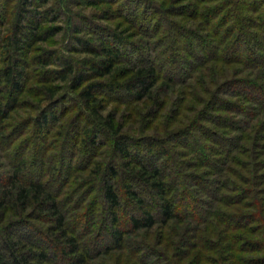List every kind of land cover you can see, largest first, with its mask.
<instances>
[{
  "label": "rangeland",
  "instance_id": "1",
  "mask_svg": "<svg viewBox=\"0 0 264 264\" xmlns=\"http://www.w3.org/2000/svg\"><path fill=\"white\" fill-rule=\"evenodd\" d=\"M223 2L224 0H0V103L3 110L0 120V176L4 178L10 175L22 159L44 156L48 171L49 166H57L58 161L63 163L67 158L72 166L66 169L69 185L63 190L66 222L70 223L69 227H73V218L81 211L78 206L89 203L96 214L95 226L90 234H83L82 228H79L77 234L84 244L91 242V248L99 249L108 241V234L113 227L104 211L100 191L88 190L94 178L86 175L83 169L90 160L101 165L114 162L120 177L114 179V184L119 195L123 194L125 182L121 175L125 168L122 163L126 160H120L114 153L113 135L104 126H100L103 133L97 135L95 148L88 146L92 136L89 133L92 122L109 114L113 117L114 128L121 129V135L130 137L136 147H140L144 159L149 156L145 151L144 140L161 142L162 147L165 145L170 153L171 162L167 165V159L164 166L170 177L175 176L179 163L181 169L179 167L178 172L185 176V183L190 182L189 177H196L198 180L196 186H189V189L202 210L209 213L206 217L208 226H203V230L207 231L202 234L194 232L188 238V244L181 243L170 248L168 255L174 264H215L217 259L221 260V264H264V250L253 252L254 249L258 250L256 241L261 240L254 235L262 224H248L246 221L250 214H257L264 220V112L254 120L222 113L229 121H239L241 130L237 134H231L227 126L217 128L211 124H203L208 131L205 134L206 145L220 154L210 160L214 168H200L204 157L200 155L198 145H202L204 140L193 131V118L200 107L196 108L192 100H187L189 104L185 109L188 108L179 112L184 96L176 97L173 92L183 91L181 86L168 88L165 81L158 83L157 91L166 102L164 107L152 105L147 100L138 102L122 92L110 93L105 89L96 95L98 116L84 105L79 96L80 90L86 86L105 82L93 79L88 70L93 62L102 59L103 43L117 50L118 64L114 69H117L115 80L120 84L127 79L131 65L139 61L153 62L165 71L170 68L162 58L181 52L178 49L181 45L176 41L180 42L182 38L177 36L171 24L195 32V28L198 24L202 25L203 20L197 22L192 18L194 10L198 9L204 14V10L223 5ZM29 19L39 29L37 32L41 38L36 40L35 37L28 36L29 39L22 45L19 42L20 39L24 40L22 32L15 38L16 25L19 24L21 28L26 26L25 31L32 32ZM189 23H195V26H190ZM9 40L12 43L7 46ZM187 41L196 45L191 39ZM176 45L177 48L174 49ZM93 50L96 52L93 53ZM181 55L192 67L186 68L185 73L192 72L196 63L187 55ZM44 61H48L49 65L44 67ZM66 62L72 63L75 72L89 77L90 80L81 88L73 89V74L65 76L63 63ZM7 68L22 73V80L19 81L22 92L16 98L10 93V85L4 79L3 72ZM50 71L59 74L55 76L48 73ZM174 75L177 79L178 75L182 76L177 72ZM48 88L52 91L48 92ZM40 112L51 118H48L44 129L38 133L34 124ZM246 125H249V129ZM220 137L230 139L234 142V147L238 148L229 149L224 143L218 144L216 141L221 140ZM68 144L76 145L75 149H70ZM153 149L160 152L156 147ZM166 158L164 154L161 162ZM141 196L147 208L153 212L156 197L145 195V192ZM256 201L260 206L259 211L254 210ZM119 212L123 230L129 228L127 217L140 216L135 206L125 202H122ZM225 218L235 219L232 228L223 226ZM212 228L218 232L217 237L211 236ZM161 232L164 233L163 230ZM157 233L158 228H154L148 237L142 231L137 236L127 235L125 249L122 252L114 251L110 257L95 258V250L92 249L89 264H138L133 257L144 246L155 247L153 241ZM2 235L0 229V237ZM172 241L177 240L174 238ZM248 241L250 245H247ZM210 242L219 245L218 252L221 256L213 252L217 251V247L214 250ZM183 256L188 258L181 260Z\"/></svg>",
  "mask_w": 264,
  "mask_h": 264
},
{
  "label": "trees",
  "instance_id": "2",
  "mask_svg": "<svg viewBox=\"0 0 264 264\" xmlns=\"http://www.w3.org/2000/svg\"><path fill=\"white\" fill-rule=\"evenodd\" d=\"M204 12L203 14L198 9L193 12L192 18L197 22L203 20L204 23L198 24L195 32L169 23L177 32V36H181L182 41H176L181 45V48L178 47L180 53L162 58L170 68L165 71L153 62L139 61L131 65L132 69L128 71L127 79L120 84L115 80L117 69H114L118 64L117 50L103 43L102 59L93 62L88 70L93 79L105 80V82L86 86L80 90L79 96L84 105L98 116L96 95L105 89L110 93L122 92L138 102L147 100L152 105L164 107L166 102L157 91L158 83L165 81L168 88L181 86L182 89L184 88L183 91L173 92L176 97L184 96L179 105V112L188 108L185 109L189 104L187 100H192L196 108L200 107L193 118V131L204 140L202 145H198L199 153L202 158L204 157L199 167L210 168L213 167L210 160L220 153L206 145L205 134L208 131L203 124H211L217 128L227 126L231 134H237L241 130L238 126L239 121H229L222 116V113L254 120L258 114L264 112V0H224L223 5L206 9ZM25 18L24 16L23 20ZM29 24L32 25L30 27L32 32L25 31L26 26L21 28L19 24L16 25L15 38L19 32H22L24 40H19L22 45L29 39L28 36H33L36 40L41 38L40 33L37 32L39 29L31 19ZM189 24L195 26V23ZM189 39L196 45L189 43L187 41ZM11 41H8L7 46H10ZM176 48L177 45L174 49ZM182 53L196 63L192 72L185 73L186 68L192 67L181 55ZM48 65V61H44L43 66ZM63 67L65 76L70 73L74 75L73 89L81 88L90 80L85 76L86 74L75 72L70 62L63 63ZM176 72L182 75L181 77L178 75V79L174 77ZM3 73L7 85H10V93L16 98L22 92L19 84L22 80L21 71L7 68ZM48 73L55 76L59 74L56 71ZM47 91L52 90L48 88ZM1 107L0 103V120L3 114ZM48 118L51 117L40 112L35 119V131L40 133ZM113 124V117L109 114L92 122L89 128L92 136L88 146L95 148L97 135L103 133L100 126H104L113 135L114 153L120 160H126L122 163L125 168L121 175L125 182L123 194L119 195L114 184L116 182L114 179L119 177L114 162L101 165L90 160L83 169L86 175L94 178L88 190L100 191L104 211L112 224L108 241L99 249L95 247L93 249L91 242L84 244L82 239L78 238L79 228H82L83 234H90L95 226L96 214L87 202L77 207L81 211L74 216L73 227H69L70 223L66 222L63 190L69 185L66 169L71 168V162L68 163L67 158L63 163L60 160L57 166L51 165L46 171L44 156H34L22 159L7 177L0 176V229L3 232L0 237V264H89L93 250H95L93 253L95 258L110 257L114 251L122 252L125 249L127 235L137 236L142 231L148 237L154 228H158L153 241L155 247L144 246L139 249L137 256L133 257L134 262L174 264L171 256L168 255L170 248L173 249L181 243L188 244L187 240L194 232L202 234L207 231V229L203 230V226H208L206 217L209 213L202 210L198 205L199 201L193 198L189 189V186H196L197 178L189 177L190 182L185 183V176L182 172H178L179 167L181 169L179 163L175 176L170 177L164 167L167 159V165L171 162L170 153L165 145L164 148L162 147L163 143L144 140L145 151L149 155L144 159L140 147H136V143L130 137L121 135V129H115ZM246 128L249 129V125H246ZM104 134L107 133L104 131ZM219 139L221 140L216 141L218 144L224 143L229 149L238 148L234 147V142L230 139L223 137ZM68 145L70 149H75L76 145ZM154 147L160 152L153 149ZM70 152L72 154V151ZM164 154L167 158L161 162ZM142 192L156 197L154 213L147 208L141 196ZM122 202L135 206L140 212V216L127 217L129 227L127 230H123L120 225L119 210ZM259 207L256 201L254 210L259 211ZM234 221L233 218H225L222 224L232 228ZM246 221L248 224L256 222L262 224L254 235L261 240L256 241L258 250L254 249L253 252L264 250V220L257 214H250L246 217ZM210 230L211 236H218L215 229ZM174 238L176 242L172 241ZM210 243L214 250L217 247V251L213 252L221 256L218 252L219 245ZM247 243L250 245V241ZM186 258L188 257L183 256L181 260ZM220 261L217 259L215 264H221Z\"/></svg>",
  "mask_w": 264,
  "mask_h": 264
}]
</instances>
